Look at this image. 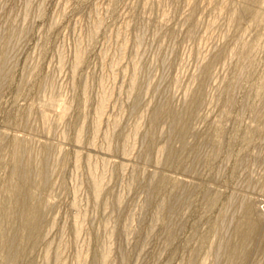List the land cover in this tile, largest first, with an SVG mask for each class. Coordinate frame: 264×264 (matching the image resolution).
I'll list each match as a JSON object with an SVG mask.
<instances>
[{"label":"rangeland","instance_id":"obj_1","mask_svg":"<svg viewBox=\"0 0 264 264\" xmlns=\"http://www.w3.org/2000/svg\"><path fill=\"white\" fill-rule=\"evenodd\" d=\"M0 264H264V0H0Z\"/></svg>","mask_w":264,"mask_h":264},{"label":"bare ground","instance_id":"obj_2","mask_svg":"<svg viewBox=\"0 0 264 264\" xmlns=\"http://www.w3.org/2000/svg\"><path fill=\"white\" fill-rule=\"evenodd\" d=\"M247 5H248V4H247ZM18 156H19V153H18ZM43 180H44V179H43ZM96 186H97V185H96ZM99 192H100V191H99ZM24 206H25V205H24ZM24 206H23V207H24ZM40 212H41V211H40ZM31 214H32V213H31Z\"/></svg>","mask_w":264,"mask_h":264}]
</instances>
